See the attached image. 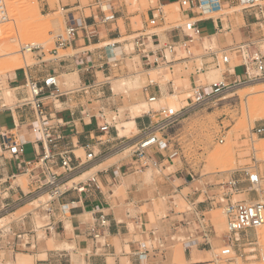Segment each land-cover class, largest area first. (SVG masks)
Segmentation results:
<instances>
[{
    "label": "crops",
    "instance_id": "obj_1",
    "mask_svg": "<svg viewBox=\"0 0 264 264\" xmlns=\"http://www.w3.org/2000/svg\"><path fill=\"white\" fill-rule=\"evenodd\" d=\"M155 1L161 10L177 4L180 20L193 19L199 28L209 24L210 31L201 35L194 47L206 51L203 43L207 38L209 40L211 36H218L224 30L232 32L233 20L222 12L233 0H219L220 8L214 11L207 10V5L204 10L197 6L181 7V0ZM106 2L115 13L114 18L106 23L99 22L100 11L89 5L83 9L79 6L66 8L63 17L66 15V18L75 21L74 15L77 14L79 28L70 45L59 49L65 54L59 55L57 52V58L49 59L47 63H44L42 54L34 66L7 72V84L13 89L14 101L12 106L0 104V132L16 127L25 140L24 148H28L29 155L23 151L18 160L11 158L3 150L0 137V219L8 221V226L0 230V238L5 239L4 243L0 240V249L5 253L4 256L0 254V264H17V255L31 259L33 264H151L156 254L151 243L162 236L166 228V235L171 232L180 235L177 241L182 243L184 258L189 263L202 261H194L192 257L202 256L210 248L207 242L212 248L215 237L208 213L213 208V202L208 200V192L193 188V179L190 180L179 168L168 173L159 187H154L152 180L145 177L147 168L141 172L135 171L136 161L131 147L141 138L142 131L152 126L157 118L143 112L133 118L131 129L119 136L117 121L112 122L106 116L100 117V110L114 107L119 101L108 80L113 67L119 66L131 54L126 53L125 46L132 43V39L126 38L136 35L146 26L156 7L129 11L122 0ZM86 10L89 11L88 15L85 14ZM250 14L253 15L251 10ZM162 17L163 20L159 19L154 29L165 26L164 12ZM137 18L142 27L133 30L132 19ZM241 18L239 27L241 29L244 26L246 30L239 31V35L242 41H246L249 39L246 34L250 32L248 29L254 28L257 23L254 16L249 17L245 11ZM181 26L178 24L155 32L156 36L150 39L148 46L154 47L157 40L162 46L181 38ZM220 51L231 55L230 62L235 61L233 71L229 69L230 62L224 65L221 79L227 82L238 80L237 70L244 67L240 64L237 50ZM204 54L200 57L202 63L212 59ZM139 61L141 69L147 68L140 58ZM180 63L176 62L172 66ZM227 70L231 75L227 74ZM51 73L57 76L58 81L59 78L63 79L58 84L63 93L53 102L46 100L47 113L52 122H60L59 130L64 136L60 149L68 147L74 151L77 158L72 160L73 165L82 161L68 181L84 173L89 174L59 197L47 201L44 206L40 205L38 211L31 212L25 210V207L39 195L48 194V189L43 187L44 176L37 167L36 159L43 151V146L40 142H33L34 136L30 132V127L36 122L33 109L29 105H19L18 102L28 96V90L24 87L27 77L41 83ZM19 77L21 82L17 84L15 81ZM188 81L192 86L196 81L195 76L190 74ZM145 86L142 87L143 98L166 95L157 82ZM98 103L101 108L94 106ZM125 119H129V116ZM104 121L109 122L110 127L106 132H101L99 126ZM259 125L264 127V123ZM258 138L264 139V134ZM86 144L96 155L89 162H85L84 158ZM149 153L160 163L161 171L174 166V162L162 159L157 149H151ZM52 169L60 172L57 166ZM238 175L231 173L233 177ZM158 194L165 196L168 208L166 214L154 222L151 219L154 212L152 199ZM201 195L206 198L200 200ZM179 200L190 204V212L177 210ZM36 213L40 216L39 224L34 216ZM100 213L106 219L105 226L100 228L101 242L108 244L106 248L100 244L93 245L88 230ZM24 237L27 240L23 243ZM73 257H78L77 261Z\"/></svg>",
    "mask_w": 264,
    "mask_h": 264
},
{
    "label": "rangeland",
    "instance_id": "obj_2",
    "mask_svg": "<svg viewBox=\"0 0 264 264\" xmlns=\"http://www.w3.org/2000/svg\"><path fill=\"white\" fill-rule=\"evenodd\" d=\"M98 1H100L102 5L107 4V0H6L5 2H1L0 0V4L5 12L4 16H0V36H7V40L10 44L12 40L18 38L12 43L14 46L17 44L15 46L16 50L14 48V51L12 50L10 54L0 57V61H10L9 59H11L14 54H21L24 44H40L42 46V49L40 48L41 51L38 49L24 53L26 57H29L27 58L26 64H22L19 68L34 66L38 62V58L42 57V54H44V63L49 62L47 60L52 59L53 56H51L48 51L53 48V42L56 36L61 34L64 29V12L61 10V7L63 6L64 9H66L68 7L79 6V8L83 9L91 3ZM122 2L126 4L129 11L139 9L145 10L157 5L155 0H122ZM261 4L264 5V0H262ZM162 10L164 12L165 26L161 29H154L152 31L158 32L170 26L183 24L184 20H180V11L177 4L175 6L162 8ZM244 11L249 17L253 16L250 14V10L243 9V5L237 0H233L232 4L225 6L222 13L229 15L233 20L232 32L229 33L230 30H224L220 32L218 36H211L209 41H207V38L203 43L204 49L211 47L212 49L228 50L230 48H236L239 45L254 42V45H251V50L254 51L258 49L264 54V27L260 28L257 24L254 28L248 29V32L250 31L249 34L245 32L249 35L247 36L249 39L246 41L240 39L239 31L243 32L246 30L244 26L241 29L239 27L242 23L241 16ZM85 14L88 15L89 11L86 10ZM74 17L78 18V15L75 14ZM249 20L254 21V19ZM131 25L133 30L142 27L138 18L132 19ZM199 31L200 35L207 34L210 31L209 24H204ZM134 36L135 35L126 39L133 38ZM125 48L126 53L131 54H129V56L127 55L125 61L119 64V66L113 67L111 78L108 80L110 86L112 88L114 87L115 80L118 79L117 77L122 78L136 70L142 72L141 75L145 80L144 82H140L138 87L124 86L121 88H113V92L117 94L119 101L114 107L107 106V108L105 106L107 109L103 111L106 113L105 116L109 120H111L114 113H117L118 118L115 120L117 121L116 124L125 121L127 116L130 118L129 108L133 104H138L142 107L140 109V114H144L143 112L146 111L158 120L159 115L156 111L162 106H169V102L174 100L173 98H166V95L169 94L175 93L177 98L175 102L178 107L185 105L187 102L186 96L191 87L188 81L190 74L195 76L198 85H206L210 82L206 74H196V68L202 67V60L200 57L206 52L203 49L193 47V56L182 60L183 62L180 64L174 65L170 71L159 68L156 70V73L147 74L142 71L143 69L140 67L139 57L137 56V52L133 49V44L130 43L128 46H125ZM58 52L59 55L65 54L62 50ZM181 56H183V54ZM229 56L231 57V55ZM234 64V60L230 62L231 66H234ZM240 64L246 67L243 65V61H241ZM213 68V66L206 68L204 72ZM218 68L222 71L224 66L220 64ZM15 70L16 69H14V71ZM243 72L244 68H239L237 70L238 80L241 81L238 85L226 90L206 105L190 108L177 122L170 125L163 132L156 133L159 138H166L169 143V148L177 149L178 154L174 158V166L169 167L171 164L170 162L168 165L169 168L165 171L150 166L145 170V177L152 180L155 184L154 187H159V184L163 182L164 177H166L168 173L173 172L175 168H179L190 180L193 179V188H197L200 191H207L208 194H206V196L209 197L208 200L213 199V208L210 213H208V216L210 217L215 238L212 242V248H207L206 251L203 252V255L198 257L202 259L201 262L189 263L184 258L182 243L177 241L180 235L174 234V232L166 235V231H168L166 228L165 232H162L163 235L158 236L151 243L156 249V254H154L155 256H153L154 259L151 260V264H264V226H259L256 234L253 231L248 232V241L252 242V244H241L240 252H237L235 258L221 260L215 257L216 254L219 253V248L222 246L223 240H226L228 233L222 209L216 202L221 197L222 192L226 191L228 184L223 183L230 180L231 173L234 170L245 167H250V169L258 168L262 178L261 189L258 190V192L251 191L247 194L245 192L247 188L246 184H243V182L239 183L237 187L242 189L241 193L234 192L232 194V200H240L249 197V199L261 200L264 202V140H258V136L252 134V128L259 124H263L264 117L248 119L243 114L242 110L246 99L251 102L252 99L255 101V99L258 100L260 96H264L262 90H256L253 93L247 92L249 90L248 87L251 85L260 87L261 83L258 82V80L261 79L264 81V76L260 78L255 75L256 72H254L250 79L244 76ZM152 79L164 90L163 94H166L163 95L165 96V100L161 98L163 97L161 96L159 97L161 100L157 98L156 101L149 103L147 100L148 96H145V98L142 97V87L148 84ZM60 80L63 79L59 78V81ZM216 80H221V78ZM15 82L19 84L21 78L19 77ZM171 83L173 84L172 86ZM7 86V78L0 77V104L4 103L3 92L4 88ZM254 101L252 100V102ZM143 103H146V105H143ZM94 106L101 108L99 103ZM129 129H131V126L127 125L126 133ZM220 140H222V142H220ZM252 144L256 148L259 147L260 150L253 151ZM24 151H26L28 156V148H24ZM163 153L166 154L167 152L163 151ZM125 154H127V152ZM238 174L240 173L238 172ZM87 176L88 175L83 178ZM234 178L239 179L242 178V176L238 175V177ZM164 198V195L158 194L152 199L154 212L151 214V219L154 222L157 218L166 214L168 207ZM205 198L206 197L201 195L199 199L204 200ZM42 206H44V204ZM176 206L177 210L186 212H190L191 210L190 204L182 200H179ZM40 207V205L36 207V204H28L25 210L35 212L38 211ZM37 215L39 216L38 213H36V215L34 214L36 223L39 224L40 216L38 217ZM7 226L8 221H2V223H0V230ZM38 238H40V235H38ZM0 240L3 243L5 242L3 237L0 238ZM25 240H27V237H24L23 243ZM241 243H246V241L242 240ZM2 250L3 249H0V254L4 256L5 253ZM17 258V264H33L29 258L25 259L19 255H17ZM77 258L78 257H73L74 261H77Z\"/></svg>",
    "mask_w": 264,
    "mask_h": 264
},
{
    "label": "built area",
    "instance_id": "obj_3",
    "mask_svg": "<svg viewBox=\"0 0 264 264\" xmlns=\"http://www.w3.org/2000/svg\"><path fill=\"white\" fill-rule=\"evenodd\" d=\"M243 5V9H248L253 12V16L256 23L260 28L264 27V5L261 4L262 0H237ZM207 5V10L214 11L220 8L219 0H181L180 6L190 8L197 6L204 10V6ZM106 8L100 1L92 3L88 7H93L100 11L99 17L100 23H106L114 18V12L111 6L107 3ZM61 10L66 13V9L61 7ZM64 16V15H63ZM68 16V14H67ZM163 12L160 7L156 6L151 17L148 19L146 26L138 31V33L131 38L133 49L137 52L139 58L143 61V65L150 67H158L164 70H171L174 63L183 62L187 58L193 56L192 48L200 38V28L195 20L186 18L181 26V32L183 36L176 40L167 42L162 46L159 45V41L156 44L148 46L150 39L156 36V33L152 30L157 26L158 20H163ZM2 18V17H1ZM63 32L56 36L53 43V48L48 52L52 59L57 58V52L59 49L70 45V43L77 36L79 28V18L75 21H71L65 15ZM249 44L239 45L236 48H230L237 50L236 53L240 55L241 61H243L244 74L247 78L250 75L246 72L248 66L257 71V76H264V54L260 50H251ZM24 49L32 52L33 50L42 49L40 44H24ZM41 49L39 51H41ZM204 55L212 58L210 61L201 64V68H196L197 73H203L206 68L220 67V64L229 65L230 56L222 53L217 49L208 47ZM183 54V56H181ZM231 69V68H229ZM227 74L231 75L229 70ZM241 81L234 80L233 82H227L225 80H218L209 82L206 85H198L196 81L189 89V93L186 96V104L178 108V110H172L169 106H162L156 112L159 115L158 120L150 127H146L142 133L141 138L131 147V153L136 161L135 171L141 172L150 166L153 168H160V163L150 156L149 151L151 149H157L162 159H168L173 163L174 158L177 156L178 151L175 148H169L166 138H159L157 132H163L173 123L177 122L190 108L195 106L206 105L214 98L225 92L226 90L238 85ZM151 83V82H150ZM149 83V85H150ZM58 78L54 73L48 74L40 82L29 79H25L24 87L28 90V96L20 102L19 105H29L34 113L36 122L30 127V132L34 136L33 142H40L43 146V151L37 155V167L40 169L44 176L43 187L48 189L50 200L55 199L65 193L70 187H66L69 176L74 173L76 167L82 163L80 160L77 165L72 164V160L77 158L74 151L71 148L64 147L60 149L61 142L64 139L61 131L59 130L60 122H52L50 114L47 113L46 100L53 102L57 99L62 91L58 88ZM148 87L145 86V90ZM159 89V88H158ZM47 90V92H46ZM160 91V89H159ZM148 102L155 101V96H149ZM100 117L104 118L105 113L103 110L99 111ZM111 121L114 120L111 118ZM110 127V123L104 121L103 125L99 126L101 132H106ZM252 134L261 136L264 134V127L261 125L254 126L252 128ZM1 146L11 158L19 159L20 155L24 151L25 140L22 134L17 132V128L12 130L0 132ZM222 142V140H220ZM85 162H89L95 158V153L89 148V145L85 146ZM163 151L167 152L166 154ZM29 164V162H25ZM57 166L60 172L54 171L52 168ZM240 173L242 178H234L231 176L228 182L226 191L222 192L221 197L217 200L222 209V214L225 218V224L227 228L226 240H223L222 246L219 248V253L216 254V258L221 260H230L235 258L237 252H240V245L252 244L249 242V231H253L256 234V229L264 224V202L261 200H252L248 197L240 200H232V194L234 192L241 193L242 189L237 186L239 183H246L245 192L248 194L251 191L258 192L261 189V174L258 168L250 169V167L234 170L232 173ZM65 179V180H64ZM91 180L92 177H91ZM224 187V186H222ZM81 189V188H80ZM211 201L213 199H210ZM106 223L105 215L100 213L97 219L93 220V224L89 227L90 237L93 245L100 244L103 247H107L108 244L101 242L102 234L100 228L104 227ZM245 240L246 243H241ZM209 247L211 245L209 242ZM242 255V254H240ZM254 256V255H253ZM252 256V257H253Z\"/></svg>",
    "mask_w": 264,
    "mask_h": 264
},
{
    "label": "bare ground",
    "instance_id": "obj_4",
    "mask_svg": "<svg viewBox=\"0 0 264 264\" xmlns=\"http://www.w3.org/2000/svg\"><path fill=\"white\" fill-rule=\"evenodd\" d=\"M5 2L6 0H1V2ZM0 2V3H1ZM104 8V7H103ZM4 10L2 8V5L0 4V16H4ZM11 37V36H9ZM8 37V38H9ZM19 37V36H17ZM15 38V37H14ZM18 39V38H16ZM14 39V40H16ZM10 40V39H9ZM11 41V44L10 42L7 40V36H0V57H4L5 55H8L12 52V50L15 48V46L17 45H12L13 41ZM22 40V39H21ZM24 40V39H23ZM209 41V40H207ZM17 42V41H16ZM14 42V43H16ZM20 43V41H19ZM16 50V48H15ZM14 51V50H13ZM25 52H30V51H27L24 49L23 47V51H21V54L18 53V54H14L13 57H11V59H9L10 61H0V77H4V78H7V72L11 71V70H14V69H17L19 67L22 66V64H26L27 62V58L29 56L26 57V55L24 54ZM158 68V67H157ZM230 70L233 71L232 69V66L230 65ZM246 72L250 75V79H251V75H253L254 72H256L255 75H257V71L254 70L253 68H251L250 66L247 67V69H245ZM142 71L146 72L147 74H153V73H156V70L155 68H149L148 70L146 69H143ZM142 72L140 70H136L134 72H131L129 73L127 76H124L122 78H119L117 77L118 79L115 80V83H114V87L116 88H121V87H124V86H136L138 87L139 83L140 82H144V77L141 75ZM206 74L209 81L210 82H214V81H217L216 79H219V78H222L221 77V71L219 70V68H213V69H210V70H207L206 72L204 73H201V75H204ZM204 78V76H203ZM253 78V77H252ZM262 78V77H260ZM252 80H255V79H252ZM257 80V79H256ZM155 80H150V82H154ZM258 82L261 83V86L260 87H257V86H254V85H251L249 88V90L247 91L248 93H253L255 92L256 90H262V92H264V81L259 79ZM259 86V85H258ZM113 87V88H114ZM112 88V90H113ZM231 94V93H230ZM229 94V95H230ZM247 94V93H246ZM263 95V94H262ZM225 97V96H224ZM161 98H165V96L161 97ZM161 98H159L158 100H161ZM166 98H170V99H174L172 101L169 102V107L172 109V110H178V106L176 104L175 101H177V98H176V95L175 93L174 94H169V95H166ZM3 100H4V103L3 105L4 106H12L13 105V101H14V94H13V89L9 86H7L6 88H4V92H3ZM157 100V98H155V101ZM165 100V99H164ZM254 101V99H252ZM251 102L248 101L246 99V101L244 102L243 104V107H242V110H243V114L246 116V118L250 119H256V118H260V117H264V96H260V98H258V100L255 99L254 102ZM143 105H146V103H143ZM142 107H140L138 104H133L130 108H129V112H130V118L125 120V121H122V122H119L117 124V132L119 134V136H123L125 135L126 133V128H127V125L129 126H132L133 125V118L137 115L140 114V109ZM146 112V111H144ZM112 119L114 120V122H116L115 120H117L118 118V114L117 113H114L112 115ZM258 140H264V139H258ZM254 141V140H253ZM260 146V145H259ZM262 146V145H261ZM258 147V146H257ZM252 150L256 151V150H260V148H256L254 147V145L252 144ZM127 155V154H126ZM89 173H84L82 176L78 177V178H75L74 180H71L69 181L68 183H66V187H71L72 185H74L76 183L77 180H80L81 178H83L84 176L88 175ZM91 174V173H90ZM46 193V192H45ZM50 195L49 194H41L38 196V198L34 199L30 204H36V207L41 205V204H44L46 203L47 201H49L50 199ZM36 215V214H35ZM38 216V215H37ZM39 217V216H38ZM2 218V217H1ZM3 219H0V223H2ZM264 226L261 225L260 227ZM257 231V229H256ZM258 234V233H257ZM259 238V237H258ZM259 242V241H258ZM194 249H192L193 251ZM194 252V251H193ZM182 257H183V254H182ZM192 260L194 261H201V258H198L196 256H193L192 257Z\"/></svg>",
    "mask_w": 264,
    "mask_h": 264
}]
</instances>
